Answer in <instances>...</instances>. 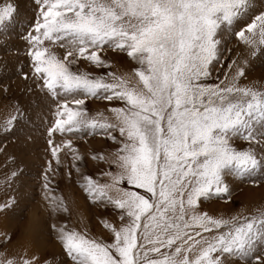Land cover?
<instances>
[{
    "label": "snow or ice",
    "instance_id": "1",
    "mask_svg": "<svg viewBox=\"0 0 264 264\" xmlns=\"http://www.w3.org/2000/svg\"><path fill=\"white\" fill-rule=\"evenodd\" d=\"M30 11L21 51L20 5L0 0V51L30 98L14 96L5 67L0 153L21 148L0 179V213L15 217L0 264H264V202L232 207L235 187L264 186V0H30ZM37 134L39 206L16 187ZM97 138L98 175L80 152ZM74 175L87 214L56 194L57 177ZM45 236L58 258L41 253Z\"/></svg>",
    "mask_w": 264,
    "mask_h": 264
},
{
    "label": "rangeland",
    "instance_id": "2",
    "mask_svg": "<svg viewBox=\"0 0 264 264\" xmlns=\"http://www.w3.org/2000/svg\"><path fill=\"white\" fill-rule=\"evenodd\" d=\"M16 3L20 5V16L18 22L14 26V31L12 35L14 39L12 44L14 47H18L23 50V42L18 39V33L23 30V25L19 21L25 20L27 17L31 16L30 11V0H15ZM14 51V50H13ZM18 63L9 55L7 51H0V73L5 71L6 74L13 80L15 83L12 84V93L17 98H22L24 101H28L30 98L24 94V82L17 79L15 72L18 67ZM34 99V98H32ZM95 107V106H94ZM4 102L0 100V116L4 114ZM39 124V120L36 121ZM3 137L0 136V140ZM99 138L96 140H90L89 143L82 144L80 146V152L88 160L87 170L90 172L96 173V162L91 161L90 159V150L92 148H106ZM21 145L19 143H10L7 147V153H0V179H3L6 167L10 164V159L6 160V156L11 158L12 156H20ZM44 142L43 139L37 134L35 143H31L27 154L22 157L23 166L26 169L25 176L22 181H20L16 187L21 194L27 195L34 198V203L36 206H39L41 203V191L38 182L37 173L41 170V165L44 162ZM62 161L65 165V171L67 170V165L71 163L70 158L64 159ZM19 162V161H17ZM58 187L57 195H64L68 198L70 205L73 206L74 213L76 211H83L87 214L88 205L83 198V193L79 189L78 185L75 183V175L73 180L69 182L66 178L57 177ZM3 197V192L0 191V198ZM233 200L234 203L232 207L236 210H242L248 207L259 205L264 202V186H255V185H239L233 190ZM214 207L219 208L221 211H227L226 207L221 205H215ZM78 219L77 215L74 214L73 221L75 222ZM15 227V217L12 212H9L7 215L0 213V232L5 230H13ZM41 253L47 255L49 259L59 257V246L55 237L45 236L40 244Z\"/></svg>",
    "mask_w": 264,
    "mask_h": 264
}]
</instances>
